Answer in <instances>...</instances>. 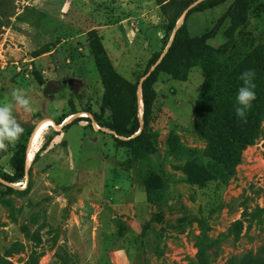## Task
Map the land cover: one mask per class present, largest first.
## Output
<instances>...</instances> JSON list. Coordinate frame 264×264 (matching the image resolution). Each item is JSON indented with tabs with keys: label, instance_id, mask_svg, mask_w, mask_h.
<instances>
[{
	"label": "rangeland",
	"instance_id": "1",
	"mask_svg": "<svg viewBox=\"0 0 264 264\" xmlns=\"http://www.w3.org/2000/svg\"><path fill=\"white\" fill-rule=\"evenodd\" d=\"M232 3L191 14V36L211 31ZM174 12L164 16L156 0H0V102L23 88L33 110L14 114L24 129L53 125L26 159L25 179L11 184L2 177L13 172L17 145L0 152V264H251L264 258V119L260 139L228 171L210 159L193 118L204 71L225 57L190 69L186 80L159 76L145 158L131 162V151L116 146L99 124L113 113L129 116L130 99L126 86L107 96L90 32L100 36L121 80L137 85L152 56L168 49L173 36L167 46L162 38ZM230 24L223 21L210 41L214 48L225 43ZM236 38L237 53L264 44V0H251ZM176 61L180 66L182 57ZM79 117L89 119L71 123Z\"/></svg>",
	"mask_w": 264,
	"mask_h": 264
},
{
	"label": "trees",
	"instance_id": "2",
	"mask_svg": "<svg viewBox=\"0 0 264 264\" xmlns=\"http://www.w3.org/2000/svg\"><path fill=\"white\" fill-rule=\"evenodd\" d=\"M197 1L192 0L183 4L178 0H156L164 16L168 14L169 9H175L165 29L162 43L167 46L172 36L173 39L163 56L159 53L152 56L141 84L124 83L116 72L100 36L96 31H91L89 34L91 54L101 72L107 96L115 95L122 86H126L129 92L130 115L121 116L113 113L111 120L100 121L99 124L113 133L116 146L131 151V162L145 158L151 151L152 135L149 124L157 97L155 84L159 76L170 74L177 80H186L190 69L203 66L213 61L216 56L225 59L214 71L210 69L204 71V83L193 108V118L201 124L202 132L208 140L207 150L210 159L231 171L240 162L243 151L261 137L264 119V44L245 54L236 52L238 46L236 32L247 23L251 0H233L211 31L193 37L186 24L187 18L193 13L209 10L229 0ZM192 4L195 5L190 8ZM184 14L183 23L177 27L178 21ZM225 19H230L231 24L224 33L225 43L216 49L210 41L215 38ZM43 53L45 52H39L37 55ZM231 53L233 56H230ZM178 56L182 57L180 66L176 64ZM246 70L255 72L253 82L256 86L254 89L256 100L253 101L251 109L247 110V122L244 123L236 116L235 107L237 92L242 86L239 77ZM35 75L38 83L44 84L45 80L42 76L38 72ZM107 96L104 101L109 102ZM141 100L143 101L142 120L138 116ZM88 119V117H79L71 123ZM58 125H61V122H58ZM34 129V127L24 129L10 160L13 172L2 174L6 182L12 184L25 179L28 145ZM52 139L53 136L47 139L41 151L51 143ZM251 264H264V258L256 257Z\"/></svg>",
	"mask_w": 264,
	"mask_h": 264
},
{
	"label": "clouds",
	"instance_id": "3",
	"mask_svg": "<svg viewBox=\"0 0 264 264\" xmlns=\"http://www.w3.org/2000/svg\"><path fill=\"white\" fill-rule=\"evenodd\" d=\"M254 76V71L246 70L239 77L242 86L237 92L235 114L244 123L247 122V110L251 109L253 101L256 100ZM9 95V99L0 102V152H7L9 147L14 148L24 133L23 125L14 113H30L33 110L31 98L25 89L14 88Z\"/></svg>",
	"mask_w": 264,
	"mask_h": 264
},
{
	"label": "bare ground",
	"instance_id": "4",
	"mask_svg": "<svg viewBox=\"0 0 264 264\" xmlns=\"http://www.w3.org/2000/svg\"><path fill=\"white\" fill-rule=\"evenodd\" d=\"M179 25V24H178ZM141 102V101H140ZM142 104V103H141ZM73 117V116H72ZM71 119V116L68 118V120ZM67 120V121H68ZM50 126H53L51 122L49 121H44L42 123H40L38 126H37V129H36V132L34 134V139H33V142H32V145H30L29 147V150H28V158H27V162H30L31 161V158H32V152L35 151L38 147V142H39V139H40V136L43 132V130L47 127H50ZM61 127V126H60ZM59 128V127H58ZM60 129V128H59Z\"/></svg>",
	"mask_w": 264,
	"mask_h": 264
},
{
	"label": "water",
	"instance_id": "5",
	"mask_svg": "<svg viewBox=\"0 0 264 264\" xmlns=\"http://www.w3.org/2000/svg\"><path fill=\"white\" fill-rule=\"evenodd\" d=\"M184 17H185V15H184ZM177 27H179L178 25H177ZM172 39H173V37H172ZM172 41V40H171ZM140 94H141V89H140ZM141 103H142V106H143V101L141 100ZM61 128H62V126H61ZM36 129H37V127H36ZM36 129L33 131V133H32V135H31V137H30V140H29V147H30V145H32V142H33V139H34V134H35V132H36Z\"/></svg>",
	"mask_w": 264,
	"mask_h": 264
},
{
	"label": "crops",
	"instance_id": "6",
	"mask_svg": "<svg viewBox=\"0 0 264 264\" xmlns=\"http://www.w3.org/2000/svg\"><path fill=\"white\" fill-rule=\"evenodd\" d=\"M122 1H125V0H122ZM126 1H128V0H126ZM147 1V0H146ZM150 2H152V1H150ZM136 3V2H135Z\"/></svg>",
	"mask_w": 264,
	"mask_h": 264
}]
</instances>
